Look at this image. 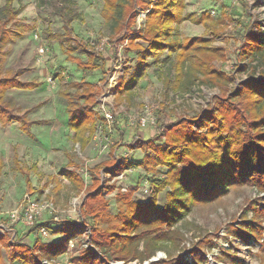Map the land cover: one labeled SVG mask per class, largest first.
<instances>
[{
  "label": "rangeland",
  "instance_id": "1",
  "mask_svg": "<svg viewBox=\"0 0 264 264\" xmlns=\"http://www.w3.org/2000/svg\"><path fill=\"white\" fill-rule=\"evenodd\" d=\"M73 1L79 18L72 22V36L85 41L92 48L91 45H94L96 50H101L103 41L104 49L110 48L113 31L111 23L103 15L104 0ZM56 2L16 0L14 6L22 7L21 12L0 27L3 69L10 75L17 74L22 81L34 84L27 88L8 90V94L15 100L14 112L23 116L21 119L31 120L28 129L22 130L19 122L0 123V158L4 162L0 176V235L5 234L8 240L24 237L23 242L30 246L35 245L37 240L42 243L59 242L62 236L53 235L49 230L44 236L39 231L24 236L31 228L23 216L28 199L52 203V209L44 211L36 223L48 222V227L55 229L63 221H81L80 208L84 192L78 193L62 174L63 170L72 166L69 164L71 160L76 164L75 171L80 173L87 184L91 182L88 169L96 164L112 158L140 161L143 152L139 143L154 135L156 137L161 131L158 123H150L145 127L140 125V118L146 115L147 110L155 117V121L161 118L170 122L181 115L193 117L205 109L209 101L219 93L216 87L201 84L185 89L184 92L166 91L160 71H164L166 80L175 83L170 63L163 66L162 62L149 55L145 67L136 71L138 78L132 91L126 93V96L116 95L113 88L124 66H129V73L136 69V51L126 53L123 48L125 44L118 47V58L109 57L114 72L108 75L107 81L102 80L105 74L101 69L85 74L69 60L60 45L61 41L54 37L64 33V19L56 9ZM186 2L187 13L199 17L203 12H209L213 18L211 22L215 21L222 29L219 34H215L209 32L210 29L205 30L202 24L186 20L178 27L181 35L212 39V45L222 46L226 50V62L217 64L226 71H235L234 55L243 41L245 30L257 21L264 24V0ZM5 4L6 0H0V7ZM137 11V21L141 23L146 12L143 9ZM39 47H44L46 51L43 57L40 56ZM226 63L227 67L224 66ZM233 75L236 78L232 86L239 87L246 73L239 71L233 72ZM84 78L101 87L102 93L95 107V117L100 122L98 130L82 149L79 143L73 141L70 106L65 92L75 93L78 88L76 83ZM26 114L28 117H24ZM108 114L113 116L111 121L107 118ZM116 143L119 144L112 154V147ZM150 164L152 167L155 163ZM165 171V168H160L157 172L147 174L141 168H127L120 175L113 176L110 182L115 185L114 191H104L109 204L108 214L112 216L119 209V191L131 192L135 200L149 201L151 181L157 176H164ZM109 176L101 172L99 189L106 184ZM30 186L35 188L32 194H29ZM165 194L166 191L159 194V206L165 203ZM263 194L251 184L236 185L221 198L194 206L167 229L177 231H171L172 240L162 248L150 249L148 252L153 253V256L147 260H141L140 257L131 260L111 257L109 252L93 244L89 228L84 235L77 237L74 247L69 243L64 255L72 259L80 255L83 248L90 246L95 250L97 259H100L97 264H159V261L173 260L180 256L190 264H264V243H255L253 240L245 242L230 231L231 225L241 220L248 205L253 200L258 201ZM248 214L251 216L252 211L249 210ZM262 225L264 227V220ZM5 247L0 246L6 262L19 264L11 263ZM139 247L143 249V242ZM46 258L44 264H50ZM61 258L54 259L53 263L61 264ZM69 264L80 263L72 261Z\"/></svg>",
  "mask_w": 264,
  "mask_h": 264
},
{
  "label": "trees",
  "instance_id": "2",
  "mask_svg": "<svg viewBox=\"0 0 264 264\" xmlns=\"http://www.w3.org/2000/svg\"><path fill=\"white\" fill-rule=\"evenodd\" d=\"M15 1L6 0V4L0 7V27L21 12L22 7H15ZM56 1V9L64 19V33L54 37L61 41L60 45L69 60L85 74L101 69L105 74L102 80L107 81L108 75L114 72L109 57H117L119 45L125 44L123 48L126 53L136 51V69L129 73V66H124L113 88L116 95L124 96L132 91L138 78L136 71L145 67L149 55L162 62L163 66L170 63L175 83L166 80V74L162 69L160 71L166 91L184 92L201 84L216 87L219 93L196 116L181 115L170 122L158 118L156 123L161 126L159 134L139 143L143 152L140 161L112 158L96 164L88 169L91 182L87 184L75 171L76 164L71 160V169L63 170L62 174L78 193L84 192L81 221H63L55 229L48 227V222L37 223L24 235L45 227L51 234L62 236L59 242L42 243L37 240L35 245L30 246L23 242L24 237L8 240L5 234L0 235V246L8 249L11 263L44 264V257H47L46 260L54 264V259L62 257L61 264L72 261L97 264L100 259L90 246L83 248L80 255L72 259L64 255L70 241L84 235L87 228L91 229L93 244L109 252L111 257L120 260L140 257L147 260L153 256L148 252L150 249L162 248L172 240L171 231H177L167 229L194 206L215 201L236 185L251 184L264 193V24L257 21L245 30L243 41L234 55L235 71H226L217 64L227 60L224 47L212 45V39L207 37L181 35L178 27L186 20L202 24L205 30L210 29L209 32L215 34L222 29L215 21L211 22L213 18L209 12H203L199 17L187 13V0H104L103 15L111 23L113 34L110 48L103 47L101 50L72 36V22L79 18L74 8L76 3L73 0ZM138 9L146 12L141 23L137 21ZM107 50L111 53L107 54ZM224 66L227 67V63ZM239 71L245 72L246 77L239 87H234L232 83L236 77L233 72ZM33 85L31 81H22L17 74L10 75L5 71L0 58L1 124L19 122L22 130L28 129L31 120L21 119L23 116L14 112L15 100L8 90ZM76 85L75 93L66 91L65 95L70 106L73 141L84 149L100 124L95 107L102 88L85 78ZM161 106L164 107V104L161 103ZM118 144L112 147V154ZM151 162L155 163L152 167ZM3 168L4 162L0 158V176ZM127 168H141L147 174L160 168L166 171L164 176H157L151 181L150 200L147 202L135 200L129 191H119V209L111 216L104 191L113 192L115 185L110 179ZM102 171L110 176L99 189ZM34 191L35 188L30 186L29 194ZM164 191L165 203L159 206V194ZM249 210L252 211L251 216ZM263 220L264 194L248 205L241 220L233 223L230 231L245 242L253 240L263 244ZM141 242L143 249L139 247ZM158 263L190 264L182 256ZM0 264H8L1 248Z\"/></svg>",
  "mask_w": 264,
  "mask_h": 264
},
{
  "label": "built area",
  "instance_id": "3",
  "mask_svg": "<svg viewBox=\"0 0 264 264\" xmlns=\"http://www.w3.org/2000/svg\"><path fill=\"white\" fill-rule=\"evenodd\" d=\"M104 44L105 43L103 41L101 49H103ZM45 52L46 51L44 47H39V53L41 57L44 56ZM49 80L51 81V78ZM107 118L108 120L111 121L113 119V116L111 114H108ZM150 123L156 124V121H155V117L150 114L149 110H147L146 115L140 118V125L145 127ZM48 209H52V203H48V202L39 203L36 200L28 199L23 209V214H24L23 216H24L25 222L31 227L34 226L35 224H37L36 223L37 218L41 216L43 212ZM39 232H40V235L44 236V235H47L48 230L45 227H42L40 228ZM70 246L74 247V241H70Z\"/></svg>",
  "mask_w": 264,
  "mask_h": 264
},
{
  "label": "crops",
  "instance_id": "4",
  "mask_svg": "<svg viewBox=\"0 0 264 264\" xmlns=\"http://www.w3.org/2000/svg\"><path fill=\"white\" fill-rule=\"evenodd\" d=\"M120 46H122V45H119V47H120ZM122 47H123V46H122ZM118 56H119V49H118V55H117V57H116V58H118ZM110 58H111V57H110Z\"/></svg>",
  "mask_w": 264,
  "mask_h": 264
}]
</instances>
